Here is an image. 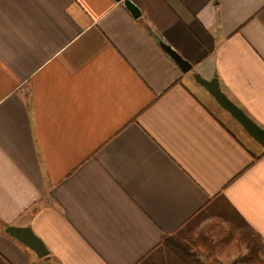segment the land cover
Instances as JSON below:
<instances>
[{
    "label": "crops",
    "instance_id": "crops-1",
    "mask_svg": "<svg viewBox=\"0 0 264 264\" xmlns=\"http://www.w3.org/2000/svg\"><path fill=\"white\" fill-rule=\"evenodd\" d=\"M134 1L0 0V264H249L245 230L264 249V148L193 77L264 128V0Z\"/></svg>",
    "mask_w": 264,
    "mask_h": 264
},
{
    "label": "water",
    "instance_id": "water-1",
    "mask_svg": "<svg viewBox=\"0 0 264 264\" xmlns=\"http://www.w3.org/2000/svg\"><path fill=\"white\" fill-rule=\"evenodd\" d=\"M122 1L123 4L130 10L134 18L142 16V10L134 0H117ZM148 32L155 38L161 48L168 54V56L178 65L182 72L188 73L192 70V64L183 58L171 45L155 32L151 27H148ZM195 81L203 86L218 102V104L229 112L235 118L244 130L253 137L264 148V128L257 124L251 117H249L242 108L235 104L227 94L222 90L217 76L210 80L203 78L199 73H194ZM6 232L23 243L26 247L34 251L38 257L43 258L49 255L45 243L33 232L30 227L8 226Z\"/></svg>",
    "mask_w": 264,
    "mask_h": 264
},
{
    "label": "trees",
    "instance_id": "trees-1",
    "mask_svg": "<svg viewBox=\"0 0 264 264\" xmlns=\"http://www.w3.org/2000/svg\"><path fill=\"white\" fill-rule=\"evenodd\" d=\"M243 234H245V232ZM251 235L252 236L250 237V240L247 241V239H245V241L243 240V243H246L247 248L249 250L248 257L246 258V260L249 262V264H254L255 260L257 259L255 256L257 254L256 251H258V248H263V243L257 235L253 234L252 232ZM245 236H247V233ZM256 262L258 264L260 263L259 260H256Z\"/></svg>",
    "mask_w": 264,
    "mask_h": 264
},
{
    "label": "rangeland",
    "instance_id": "rangeland-1",
    "mask_svg": "<svg viewBox=\"0 0 264 264\" xmlns=\"http://www.w3.org/2000/svg\"><path fill=\"white\" fill-rule=\"evenodd\" d=\"M246 233H247V236H245L246 235ZM252 235H251V232H250V230H245V234H241V236L240 237H238V240H239V243H241V242H243V240L245 241V239H247V241H249L250 240V237H251ZM238 243V242H237ZM257 253V254H256ZM256 260H259L260 261V263L259 264H261V262H262V264H264V249L263 248H258V251H256ZM259 258V259H258ZM256 260H255V262H254V264H258L257 262H256Z\"/></svg>",
    "mask_w": 264,
    "mask_h": 264
}]
</instances>
